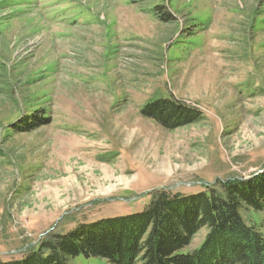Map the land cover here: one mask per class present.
<instances>
[{
	"label": "rangeland",
	"instance_id": "374dc122",
	"mask_svg": "<svg viewBox=\"0 0 264 264\" xmlns=\"http://www.w3.org/2000/svg\"><path fill=\"white\" fill-rule=\"evenodd\" d=\"M163 98L202 119L168 129L143 116ZM31 118L49 122L19 131ZM263 170L264 0H0L2 259L141 212L153 190ZM242 215L264 233V212Z\"/></svg>",
	"mask_w": 264,
	"mask_h": 264
},
{
	"label": "trees",
	"instance_id": "16d2710c",
	"mask_svg": "<svg viewBox=\"0 0 264 264\" xmlns=\"http://www.w3.org/2000/svg\"><path fill=\"white\" fill-rule=\"evenodd\" d=\"M142 114L168 129L202 119L199 109L171 98L148 103ZM48 122L31 118L19 131ZM148 195L141 212L48 232L21 258L0 257V264H70L81 255L110 264H264V233L242 215L247 209L264 212V170L248 178L218 180L197 193L157 189ZM203 230L202 243L192 248Z\"/></svg>",
	"mask_w": 264,
	"mask_h": 264
}]
</instances>
